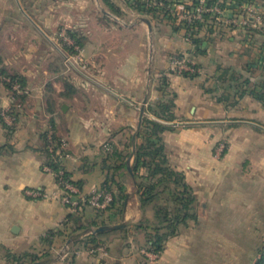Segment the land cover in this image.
<instances>
[{"label":"crops","instance_id":"1","mask_svg":"<svg viewBox=\"0 0 264 264\" xmlns=\"http://www.w3.org/2000/svg\"><path fill=\"white\" fill-rule=\"evenodd\" d=\"M70 1L57 12L54 3L40 8V0H0V69L28 90L14 127L0 116V264L25 253L39 264H255L264 251V28L233 30L206 20L189 43L163 14L121 28L109 23V10L85 8L87 1L72 15ZM240 1L264 13V0ZM72 23L79 52L68 58L82 66L79 75L49 46L56 49L57 25ZM184 54L198 75L173 69ZM9 93L0 82V111L11 105ZM163 99L174 103L172 130L162 135L169 164L191 186L198 218L150 259L138 226L153 213L141 210L129 167L145 116L157 120L147 109ZM49 125L67 142L64 166L82 193L107 182L118 191L115 176L129 194L123 213L118 204H83L70 213L44 171Z\"/></svg>","mask_w":264,"mask_h":264},{"label":"trees","instance_id":"2","mask_svg":"<svg viewBox=\"0 0 264 264\" xmlns=\"http://www.w3.org/2000/svg\"><path fill=\"white\" fill-rule=\"evenodd\" d=\"M111 8L114 7L111 6ZM135 9L153 18L157 14L160 15L156 11L143 10L139 3H137ZM165 17L168 20L170 19L169 16ZM68 33L79 45L80 41L76 33L72 31H68ZM66 48L71 53H76L74 46H66ZM184 75L192 77L198 74L185 73ZM19 80L24 86L23 81ZM173 108L174 103L170 99H163L149 105L147 113L157 118V120L148 116H145L143 120L142 127L137 133V137L142 140V143L136 146L132 166L133 173L131 174L135 182L141 210L144 213L148 211L153 213L152 220L144 218L140 221L138 227L147 235L148 250L155 254H161L168 239L180 235L184 229L189 227L192 221H196L198 218L195 211L196 198L193 190L187 183L185 175L170 166L162 138L163 133L172 130L170 123L175 119ZM47 157L49 158L50 155H47ZM110 180L118 186V191H115L110 182L103 185L105 189L113 192L114 202L111 204V206L113 205L111 208L118 204L123 213L125 201L129 194L116 181L115 176ZM125 230L122 229L121 231ZM104 235L105 233L96 236L100 238ZM49 237L53 238L54 235L49 234ZM89 241L90 243L91 241L97 243L95 239H89L87 242L89 243ZM9 258H13L16 263L25 262V260L36 263L39 260L38 257L30 253L20 256L12 254ZM255 264H264V251L261 252V256L257 258Z\"/></svg>","mask_w":264,"mask_h":264},{"label":"built area","instance_id":"3","mask_svg":"<svg viewBox=\"0 0 264 264\" xmlns=\"http://www.w3.org/2000/svg\"><path fill=\"white\" fill-rule=\"evenodd\" d=\"M142 6L143 10L156 11L159 14L169 16L172 23L182 27L186 41H194L195 32L200 24L206 20H213L217 24H226L233 30L248 28L263 29L264 13L256 4H248L245 1L236 0H134ZM172 67L177 73L198 74L197 63L189 54H184L172 60ZM0 82L9 87L8 98L11 102L9 107H3L0 116L3 122L14 127L19 121V110L23 107L22 98L28 95V90L19 79L5 75L0 69ZM46 150L50 157L46 158L44 171L54 176L57 185L61 189V200L71 214H78L83 204H88L94 209L103 210L114 202L113 192L104 187L95 188L90 195L85 196L80 188L69 177L64 166L67 158L65 149L66 140L55 138L52 125L46 132ZM223 151V146L220 147ZM57 166V167H55ZM27 195L32 198H46L50 195L28 190ZM102 250V249H101ZM148 258L155 259L157 255L152 252H143ZM106 255V254H105Z\"/></svg>","mask_w":264,"mask_h":264},{"label":"rangeland","instance_id":"4","mask_svg":"<svg viewBox=\"0 0 264 264\" xmlns=\"http://www.w3.org/2000/svg\"><path fill=\"white\" fill-rule=\"evenodd\" d=\"M69 1L70 0H54V1L40 0L39 4H40V8H42V6H46L47 3H50L51 5L52 3H54V5L56 6L55 7L56 11L59 12L58 10H63L64 8L63 6L67 7V3ZM83 1L84 2L87 1V6L85 8H88L89 10L96 12V14L97 13L100 14L101 10L104 9L109 10L111 12V14L109 15L110 18H108L109 23L114 24L117 27L124 28L125 26H131L137 23H143V18L145 15L140 14L135 9L137 3L134 0H110L111 3L113 2L112 4L111 3L105 4L106 2L104 0H71L70 3L72 8V15H75V13H77V11L80 10L81 5H79V3ZM64 3L66 4L64 5ZM111 6H113L114 8L112 9ZM73 24L74 23H72V26L70 27L66 26L59 28H58L59 25H57L55 34L53 35V42L55 43L57 50L51 44H49V46L52 47L53 51H56L55 52L56 54L63 56L65 62L64 64L67 69H70V71L73 74L79 75V69H82L81 68L82 66H80L79 65L80 63L76 62L74 59L70 60V58H68V56L69 57L71 56V58L76 57L78 55L79 48L78 49L74 48L76 53H71L68 49L65 48L66 46L73 47L76 44L75 40L68 33V31H72L75 33L76 31H78L79 28L77 27V24L75 25L76 28L74 27ZM38 35L41 38V40L49 42L50 38H48L45 33L39 32ZM39 53L41 54V52ZM147 114L149 115V113ZM10 263L31 264L30 260H25V262L16 263L14 262L13 258L10 259Z\"/></svg>","mask_w":264,"mask_h":264},{"label":"water","instance_id":"5","mask_svg":"<svg viewBox=\"0 0 264 264\" xmlns=\"http://www.w3.org/2000/svg\"><path fill=\"white\" fill-rule=\"evenodd\" d=\"M146 23L151 27V22L149 20H146ZM144 114H145V109H142L141 116H140V124H141V122L143 120ZM139 127H140V125H139ZM134 137L136 138V136H134ZM135 150H136V147L134 145L133 146L132 157L135 155ZM129 170H130V172L132 174L133 173L132 167H129ZM122 227H124V224H121V225H118V226H114V227L103 226V227H100V228L97 229V233L105 232V231H108V230H115V229L122 228ZM35 264H39V263H35Z\"/></svg>","mask_w":264,"mask_h":264}]
</instances>
